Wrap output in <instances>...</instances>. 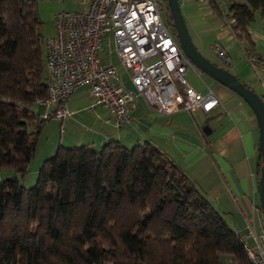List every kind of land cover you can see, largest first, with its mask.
I'll return each instance as SVG.
<instances>
[{"label":"trees","instance_id":"obj_1","mask_svg":"<svg viewBox=\"0 0 264 264\" xmlns=\"http://www.w3.org/2000/svg\"><path fill=\"white\" fill-rule=\"evenodd\" d=\"M210 9L256 58L247 28L258 11L264 30V0ZM40 23L35 0H0V169L15 173L0 180V264H250L243 238L147 140L58 145L20 186L46 121L29 108L47 97Z\"/></svg>","mask_w":264,"mask_h":264},{"label":"crops","instance_id":"obj_2","mask_svg":"<svg viewBox=\"0 0 264 264\" xmlns=\"http://www.w3.org/2000/svg\"><path fill=\"white\" fill-rule=\"evenodd\" d=\"M203 7V13L210 23L209 30L212 32L207 44L213 42L220 44L229 62L226 64L220 59L219 61L223 65H228L230 69L214 64L232 73L258 96L262 95L264 30L261 23L251 27V22L247 28L254 43L253 52L258 60V65L252 67L243 54L242 45L234 40L230 29L220 28L225 20L215 15L210 8ZM198 37L193 45L208 59L204 55V45ZM234 46L239 48L237 56L233 50ZM104 58L102 63L113 65L123 87L131 91L129 72L119 65L112 40L107 45ZM193 71L187 68L184 72V75H188V85L201 94L208 89L218 99V103L209 111L189 113L179 109L163 114L148 106L140 96H136L135 107L129 112L128 123L115 127L108 110L103 106L91 107L87 91L81 87L74 90L65 101L66 117L52 118L42 124L36 150L40 143H43L41 148L44 157L41 155V158H47L54 153L58 145L73 147L89 144L98 148L104 142L113 139L126 147H131L147 140L180 165L199 186L213 208L222 215L227 226L236 231L245 244L246 240L252 244L247 234L252 230L251 212L258 204L255 116L241 97L213 79L206 76L208 80L205 79L203 83L195 82ZM200 80L202 82V79ZM35 105L38 108L33 113L40 118L43 106ZM53 107L51 105V108Z\"/></svg>","mask_w":264,"mask_h":264},{"label":"built area","instance_id":"obj_3","mask_svg":"<svg viewBox=\"0 0 264 264\" xmlns=\"http://www.w3.org/2000/svg\"><path fill=\"white\" fill-rule=\"evenodd\" d=\"M73 11L52 15L54 32L43 38L47 97L36 100L43 106V120L63 119L65 101L76 89L84 87L90 106H103L115 127L128 123L129 112L140 96L155 111L169 114L179 109L189 113L207 112L218 103L207 89L203 94L184 79L187 68L199 72L181 53L176 41L160 18V0H75ZM210 8L213 1L193 0ZM225 13V12H223ZM221 29L231 21L224 19ZM112 40L119 65L128 70L132 90L123 87L115 67L101 63L98 50ZM213 53L228 64L229 59L218 42L210 46ZM256 66L254 55L247 57ZM51 105L54 107L51 108ZM252 244L243 243L250 264H264V220L260 209L250 215Z\"/></svg>","mask_w":264,"mask_h":264},{"label":"rangeland","instance_id":"obj_4","mask_svg":"<svg viewBox=\"0 0 264 264\" xmlns=\"http://www.w3.org/2000/svg\"><path fill=\"white\" fill-rule=\"evenodd\" d=\"M231 1H241L242 2L243 0H217V2L219 3L218 7L222 11V13L227 11V6ZM177 2H178V8H179L180 15L182 17L185 28L190 36L192 43H195L197 40V37L199 36L198 38L202 41L204 45V53H205L204 55H206L208 59L211 60L213 63L221 65L224 68H229L228 65L221 64L219 61V58L213 53V51L210 48L212 43H210L209 45L207 44L210 41L212 32L211 30H209L210 23L208 21V18L203 13L204 7L200 6L193 0H177ZM35 4H36L37 15L41 21L38 31L42 35L43 38L45 36L53 34L54 32L53 19H52V15L54 13H56L57 11H63V10L73 11L80 7V4L76 2L75 0H35ZM213 13L220 17V13H217V12H213ZM159 15L166 29L168 30V32H170L168 29L169 26L166 24V21L169 16L168 10H166L163 7ZM220 18H223V17H220ZM260 23L261 21L258 16V11H256L254 12V20L252 21L250 26L256 27L260 25ZM196 33L198 34V36H196ZM172 37L175 40V37L173 35ZM41 49H42V53L44 54L43 44L41 45ZM106 49H107V45L103 44L99 51V58L101 60V63L105 59L104 57L106 55ZM233 50H235V56H237L239 54V48L234 46ZM187 76L188 75L185 74L183 77L188 84ZM200 79H202V82ZM205 79L208 80V78L202 73H199V75H196L194 72L195 82L203 83ZM29 108L32 112L34 111L36 112V109L38 108V106L35 104H31ZM41 146H43V143H40V147L38 146L34 155L29 160L28 166H27V172L23 176H17L20 186L25 189L30 188L35 183L37 169L39 165L41 164L42 159L43 160L45 159V158H41L43 156V153H42L43 148H41ZM13 175H15V173L12 168L6 167V168L0 169V180L7 178V177H11ZM246 243L251 244L249 240H246Z\"/></svg>","mask_w":264,"mask_h":264},{"label":"water","instance_id":"obj_5","mask_svg":"<svg viewBox=\"0 0 264 264\" xmlns=\"http://www.w3.org/2000/svg\"><path fill=\"white\" fill-rule=\"evenodd\" d=\"M165 4L169 13L166 24L173 28L175 41L181 53L199 73L213 79L241 97L255 116L257 123V150L260 158L256 189L258 206L264 220V103L252 89L245 86L232 73L216 66L196 50L180 15L177 0H165ZM205 129L203 128V130Z\"/></svg>","mask_w":264,"mask_h":264},{"label":"flooded vegetation","instance_id":"obj_6","mask_svg":"<svg viewBox=\"0 0 264 264\" xmlns=\"http://www.w3.org/2000/svg\"><path fill=\"white\" fill-rule=\"evenodd\" d=\"M162 7H164V2L162 1Z\"/></svg>","mask_w":264,"mask_h":264}]
</instances>
